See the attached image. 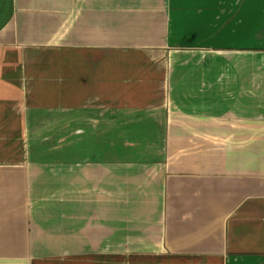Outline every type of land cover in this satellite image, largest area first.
<instances>
[{
    "label": "crops",
    "instance_id": "crops-1",
    "mask_svg": "<svg viewBox=\"0 0 264 264\" xmlns=\"http://www.w3.org/2000/svg\"><path fill=\"white\" fill-rule=\"evenodd\" d=\"M0 264H264V0H0Z\"/></svg>",
    "mask_w": 264,
    "mask_h": 264
}]
</instances>
